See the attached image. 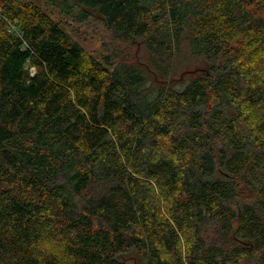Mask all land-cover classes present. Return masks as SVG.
Here are the masks:
<instances>
[{
	"label": "trees",
	"instance_id": "16d2710c",
	"mask_svg": "<svg viewBox=\"0 0 264 264\" xmlns=\"http://www.w3.org/2000/svg\"><path fill=\"white\" fill-rule=\"evenodd\" d=\"M0 264H264V0H0Z\"/></svg>",
	"mask_w": 264,
	"mask_h": 264
},
{
	"label": "rangeland",
	"instance_id": "374dc122",
	"mask_svg": "<svg viewBox=\"0 0 264 264\" xmlns=\"http://www.w3.org/2000/svg\"><path fill=\"white\" fill-rule=\"evenodd\" d=\"M47 10L50 16L65 28L73 40L94 56H100L114 49L121 48V46L109 38L100 22L93 21L78 24L72 21L71 18L60 15L54 9L48 8Z\"/></svg>",
	"mask_w": 264,
	"mask_h": 264
},
{
	"label": "water",
	"instance_id": "95a60500",
	"mask_svg": "<svg viewBox=\"0 0 264 264\" xmlns=\"http://www.w3.org/2000/svg\"><path fill=\"white\" fill-rule=\"evenodd\" d=\"M32 69H33V72H35V71H34V68H32Z\"/></svg>",
	"mask_w": 264,
	"mask_h": 264
}]
</instances>
